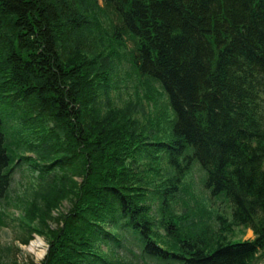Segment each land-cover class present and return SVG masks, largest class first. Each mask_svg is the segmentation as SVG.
<instances>
[{"label":"trees","instance_id":"trees-1","mask_svg":"<svg viewBox=\"0 0 264 264\" xmlns=\"http://www.w3.org/2000/svg\"><path fill=\"white\" fill-rule=\"evenodd\" d=\"M78 5H92L89 11L106 15L101 12V23H94L98 14L90 21L85 7ZM99 39L107 41V50L117 56L111 65L133 62L128 69L137 77L150 75L147 89L157 86L169 95L179 120L159 130L167 144H157L162 142L153 129L148 134L115 118L117 124L107 123L111 126L104 130L113 135L107 137L110 141L119 140L111 142V148L96 143L105 148L107 157L95 160L94 151L79 144L56 145L47 147L39 162L45 151L37 141L28 143L24 151L39 153L36 159L25 157L14 165L17 144L9 147L2 135L6 119L20 117L23 130L37 121L60 126L67 122L62 130L68 133L69 145L82 133H92L79 126L85 119L100 131L101 120L97 123L92 117L93 108L121 110L111 108L105 98L106 81L101 79L108 77V69L85 67L81 59L71 61L75 58L71 53L78 50L92 64L95 59L89 54L99 53L86 45ZM118 41L130 42L134 50L120 52L119 57ZM260 93H264V0H0V105L6 98L8 109H13L12 114L0 110V206H10L18 198L13 177L7 175L16 167L24 175H36L34 188L39 180L47 182L40 187L51 193L36 190L38 198L23 214L24 220L31 217L37 222L36 230L46 240L47 255L40 264H146L145 260L158 264H259L261 260L264 264V110L258 107L264 98ZM103 98L106 105L100 106ZM161 108L160 115L173 118L168 114L173 111ZM204 123L210 135L202 130ZM135 152L143 153L145 161H137ZM188 152L206 170L208 183L201 184L208 200L229 203L230 221L214 214L216 227L211 229L200 219L210 217L204 211L196 213L188 204L182 213L173 211L181 195L189 192L183 185L192 166ZM50 159L67 164L57 171L66 175L57 187L46 177ZM88 163L97 164L100 171H93ZM155 169H160V176L154 177L160 186L148 193L142 178L148 179ZM73 177L81 178L82 184ZM119 192L135 209L127 199H114L113 193ZM51 194L70 200L66 222L51 216L59 201ZM41 198L46 203L40 205ZM47 218L50 225L44 222ZM106 219L107 228L102 225ZM232 226L252 228L254 243L226 241L223 236ZM194 228L201 230L197 233ZM33 229L26 231L24 243ZM127 240L138 248L134 261L118 256L129 253Z\"/></svg>","mask_w":264,"mask_h":264},{"label":"bare ground","instance_id":"bare-ground-1","mask_svg":"<svg viewBox=\"0 0 264 264\" xmlns=\"http://www.w3.org/2000/svg\"><path fill=\"white\" fill-rule=\"evenodd\" d=\"M101 12H102V14L106 15L105 11L103 13V11H100V10L97 11V14L99 13L101 15ZM98 18H99V16H98ZM99 21L101 23L100 18H99ZM120 42L121 41H118V43H120ZM131 50L132 51L134 50L133 44H131L130 42H127V41H123L120 43L119 48L116 49V52H117L118 56L120 57V52L124 53V54H129L131 52ZM126 57H128V55H126ZM109 65L113 69L112 72H114V73L124 69V66H122L120 63L118 64V66H113L111 64H109ZM131 65H134L133 62H131L129 65H127V68H129ZM231 69H232V67H231ZM123 72H124V74H123L124 79H122V77H121V79H118V82L114 83L113 86H110L111 92H109L108 94H107V92H108L107 88H109V86H107L106 90H105L106 94H107V95H105V98L110 102L115 101L117 103H121L122 104L121 105L122 108H120L121 110L109 111L106 108H101L99 110H95L94 108L92 109V111H93L92 117H95L96 122L98 123L101 120V122H100L101 125L99 126V130H100L99 132L97 131L96 128H93L91 126V124L90 125L87 124V123H89V119H87V122L85 119V120H83L84 124H79V126H85V128L90 129L92 133H90L88 135H85L82 133L80 138H78L77 141H75V143H73V144L70 143L69 145L65 143V138H67L68 133L66 131L62 130V128H64L65 125L68 124L67 122H62V126H60L57 123L52 124V123L47 122V121H43V122L37 121L34 123V125L31 124L30 126L26 127L24 130L23 129L18 130L16 133V136H18L19 138L14 137V135L9 134L8 132L2 133L3 137L4 136L6 137V142L8 143L9 147H12L14 145V143L17 144V150L12 154V155H14V157H13L14 158V165H16V163H21V160L25 158L24 157V154H25L24 151L27 148V144L30 142H37V141L41 145H43V147H44L43 150L45 152H42L40 155H39V153H37V154L34 153L35 154L34 155L33 152L32 153L27 152V154L29 155L28 158H31V159L32 158L36 159V156L39 155L40 156L39 162L43 161V157H44L43 154L46 153L47 147L56 146V145H62L65 147H74L76 144H79V145H83L84 147H87L86 148L87 150L90 149V150L94 151V159L95 160H98L99 157H103V156L107 157L108 155H105L107 153L104 150L105 148L104 147H101V148L96 147V143L102 144V145L107 144V147L111 148L113 146L112 143L115 142L114 140H119V138L116 137L117 139L114 138V139H112V141H110L107 137H113V135L112 134L107 135L106 131L104 130V128L107 129V128H109L108 126H111L107 123L117 124L118 121L116 119H118L120 122L126 121L129 123V121H130V123L136 124L137 126H139L141 128V130H143V131L145 130L144 132L148 133V134H149V130L153 129V131L156 132L155 135L159 138V141L162 142V143H157V144H160V145L167 144L168 140L166 141L163 138L164 134L159 130L161 128H165L166 126H169V125L170 126L177 125L178 120H179V117L177 115V111H175V109L172 106V103L170 102V98L168 97L169 95H167L165 91L158 88L157 86H155L156 89H152V90H149L145 87V85L148 84V81H146V77H150L149 74H147V75H141L140 74V77H137V75H136L135 71H133V69H125V70H123ZM141 78H143V79H141ZM101 80L105 82L109 79L107 77H103V79H101ZM259 96L264 98V93H260ZM260 101H262V100H260ZM127 102L129 104L124 105ZM155 102L157 103V105L154 106ZM103 103L105 104V102H103ZM162 105H164L165 107H162ZM258 105H259L258 107L260 110H264V100L261 103H259ZM1 106L2 105H0V110L2 111V114H5V109H2L3 107H1ZM166 107L169 108L168 110H171L174 112V113L173 112L168 113L169 115L173 116L172 119H167V118L163 117L162 115H160L159 112H157V109H160V108L161 109H167ZM102 116H106V118H102ZM201 118L202 117L200 116V119ZM143 120H146L147 122L151 121L152 123L153 122L154 123L152 126H149L146 123L139 122V121H143ZM202 121H203V118H202ZM23 123L25 124V122H23ZM205 123H207V122H205ZM205 123H204L205 127H201V128L206 135H210L212 132H211L210 128H208V126ZM74 130H76V128H74ZM122 134H123V131H122ZM161 135H162V137H160ZM149 137L150 136H148V138L143 140V142L145 144L148 142ZM19 146L22 147L23 151L21 150V148ZM139 153L140 152H135L134 155H136V157L138 156L135 159L139 162H144L145 160H144L143 153L142 154H139ZM188 155L190 156V158L192 160L191 168H193V167L199 168L200 164H198L196 162L197 157L195 156V154L188 152ZM110 159L112 162L113 161L112 156ZM52 160L53 159H50V163H48V165H47L48 170H50V172H49L48 176H46V177H48V179H50V181L55 180L53 184L57 187L60 184L59 182H63L64 180H66L65 179L66 175L63 176L62 173H59L57 171L61 170L60 166L65 167V166H67V164L65 162L54 163V162H52ZM55 160H59V159H55ZM88 164L92 167L91 169L93 171H97V172L100 171L99 166L97 164H92V163H88ZM93 171H91V172L96 174V175L98 174L97 172H93ZM24 173L25 172H21L20 167H16L15 170L13 169L12 171L7 173V175L13 177V191L18 196V198H16V200H14V203L11 205V207H13L15 209H20V208L24 209V207H25V206L23 207V205H21V203H18L20 198L22 197V195H21V192L17 193V191L14 190V182L16 181V179L18 178V184H19L18 187H20V188L24 184H26L24 182H21V180L27 181V182H35L32 175H24ZM199 173L201 175L200 180L203 181L204 183L207 182L206 181L207 180L206 179V170L199 168ZM159 174H160V169H155L153 173H150V177L148 179L142 178V181H146L144 183V191H147L148 193L149 192L153 193L155 191H158L159 186H160L158 184H160V181L159 180L156 181V179L158 178V176H160ZM72 175H74V174H72ZM135 176L138 177L139 175L135 174ZM154 177L156 179H154ZM73 180L75 181V183L82 184L81 178L78 179L76 177V180H75V178ZM153 180H155V181L153 182ZM130 185H134V184L130 183ZM107 186L109 187L108 189H110V190L112 189V187H111L112 185L107 184ZM39 188H40L39 189L40 192L44 195H47L46 193H49V194L51 193L50 190H48V189L45 190L42 187H39ZM22 190H23V187H22ZM112 196L114 197V199H116V201H119L118 198L121 199V197H122V199H125V200L127 199L126 197H123L124 194L122 192H119V194L113 193ZM41 200H43V199L41 198ZM66 201L69 202L70 200L66 199ZM127 201L131 202L128 199L126 200V202ZM176 204H177L176 205L177 207L174 208L173 211L175 213L179 214L181 212V210L182 211L184 210L182 207V201L181 200L176 201ZM3 205H6V204L2 203L0 206V210H2L1 207ZM145 206L149 207L147 204ZM130 207H133V209H135L133 206V203L130 205ZM55 212L56 213L51 214L52 217L64 218L61 222L62 223L66 222L65 219H66V216L68 217V215H67L68 212L60 213V211H58V210H56ZM12 216L13 215H11L7 211L0 213V226L8 225L9 220H11V218H13ZM26 218L23 222V225H21V226L22 227L24 226L23 228L26 231H28V230H30L29 225L34 223L35 221L32 220L31 217L27 218V219ZM22 219H23V217H22ZM19 221H22V220L19 219ZM48 221H49V218L44 220L45 223H48ZM103 221H104V223H102V225L105 224L106 228H107V225L110 224V220L106 219ZM244 222H250V219H245ZM255 222H257V220ZM75 223L76 222H70V225H74ZM23 228L21 230H23ZM77 231H78L77 233H80V230H77ZM246 231H250L253 238L250 240H244L241 243L253 244L255 241V236H254L252 228H249ZM162 234L165 235L166 233L162 232ZM129 237H132V233L129 234ZM28 239L29 238H27V240ZM29 240L25 244H28ZM27 247H28L27 250L30 253H35L36 251H39V252H37L39 259H41L43 256L45 258L47 255L46 252L38 250L41 247V244L38 243V241L32 240ZM47 249H48V246H47ZM128 252H130V251L128 250ZM129 254L132 255L133 258L136 257V255H133L131 253H129ZM122 257L123 258L127 257V254H123ZM43 260L44 259L42 258V261ZM262 262L263 261L260 260L259 264H262Z\"/></svg>","mask_w":264,"mask_h":264},{"label":"rangeland","instance_id":"rangeland-1","mask_svg":"<svg viewBox=\"0 0 264 264\" xmlns=\"http://www.w3.org/2000/svg\"><path fill=\"white\" fill-rule=\"evenodd\" d=\"M84 6L85 7V11L86 13L88 12V14H86L89 17V20L91 21V19L93 18V14H97L94 13L92 10L89 11V9H91L92 5H78V7ZM93 9V8H92ZM80 10V8H79ZM99 16V13H98ZM98 16H96L94 23H97V21H99ZM94 25V24H93ZM96 28L99 27V25L95 24ZM109 45V43H107V41H103L102 39L99 40H95L93 44L91 43H87L86 46H90V47H94L92 48V50L97 51L99 53V56H95L96 54H89V56L93 60L92 64L89 61L90 59L87 58L86 59H82V57L79 56L80 53H84V52H79L78 50H76L75 52L71 53L75 58H73L71 61L74 60H80L81 59V63L85 66H94V65H100L102 67V70L104 71L105 69L109 70V75L107 78H109V80H107L109 83H107L106 81V86H109L108 88V92H111V88L110 86H113L114 83L118 82V79H124V72L123 70L128 69L127 65L124 66V69L121 71H118L114 74L113 69L109 68V64L115 63L117 56L114 57L112 52L107 50V46ZM98 62H97V61ZM110 61L109 63L107 61ZM124 61V59H123ZM94 63V64H93ZM87 64V66L85 65ZM3 105L1 107H3L2 109H5L6 113H11L12 114V110L13 109H8V102L7 99L4 98V100L2 101ZM104 99L101 101L99 100L98 103H100V106L102 105H106L103 103ZM121 103H117L115 101L110 102L109 106L111 108H115V109H120L122 108ZM104 108V106H103ZM110 110V109H109ZM20 118V117H19ZM16 117H12L10 119H6V132H8L9 134L14 135V137L19 138L18 136H16V133L18 130H22V128L20 127ZM26 154V155H25ZM24 154V157H29V155L27 153ZM200 168V167H199ZM199 168L198 167H193L191 169H189L186 173L185 176L183 178V185L188 189L189 192H185L183 195H181V201H182V207L185 209V205L188 204V207L194 211H196V213H198L199 211H204L206 213V216H210V217H205L202 216L200 217V219L206 224L207 227L209 228H215L216 223L214 220V214L217 215H221L223 218H225L226 220L228 219L230 221V217H229V213L230 212V205L229 203L225 200H208V192L203 188L202 184H201V175L199 173ZM32 175V174H30ZM34 176H36L35 174L32 175V177L34 178ZM35 180V178H34ZM26 184H24L23 190L22 187H18V178L16 179V181L14 182V190L17 191V193L21 192L22 197L20 198L18 203H21V205H23V208L20 209H15L13 207H11L12 204H10V206L7 205H3L1 208L2 212H9L11 215H13L11 218V220H9L8 225H4V226H0V264H40L42 261V258L44 259V256L39 259V256L37 255L39 251H36L35 253H30L27 249H28V245L29 243L34 240V241H38V243L41 244L40 251H44L47 253V243L46 240L44 238V236L41 233H38V230H36L38 228L37 226V222L35 221V224L32 223L29 226V229H33V233L31 234V239L29 240L28 244H25L24 241L26 240V230L21 226L23 225L24 222V218L23 214H25L26 212H28V210L30 209L29 205H33V203L35 202V199H37L38 197H36V193L38 190L40 185L41 186H45V184L47 182H43L41 183V181L39 180L36 188L35 185L33 186L32 182H25L22 181ZM41 183V184H40ZM37 190V191H36ZM36 191V192H35ZM55 194H51L50 198L53 199L55 198V200H59L58 204L55 205L57 208L56 210L60 211V213H66L68 212L70 209V204L68 201H66V199H60L58 197H54ZM180 201V200H179ZM16 202V201H15ZM38 203L40 205L46 203V202H42L38 200ZM42 203V204H41ZM48 203V202H47ZM38 204V205H39ZM47 206L52 205L51 203L46 204ZM45 205V206H46ZM53 210L51 211L52 213H56ZM184 212V210L180 213ZM32 216L35 217L36 213L34 214V212L32 213ZM54 216V215H53ZM212 216V218H211ZM199 217V216H198ZM19 219H21L22 221H19ZM48 224L50 225V221H48ZM21 226V227H20ZM52 228H54V223L51 224ZM23 228V230H21ZM201 230V228H199V230L195 229L193 231L199 233ZM35 231V232H34ZM226 241H231L233 243L236 242H242L244 240H250L252 239V234L250 231H246L244 230L242 227H234L232 226L231 228H227V232H225L224 236H223ZM128 245H127V250L126 251H130L129 253L139 256V252H138V248L130 241L127 240ZM127 254V259H134L132 257V255ZM120 257L123 256L122 255H118ZM147 263L146 264H158L152 261H148L145 260Z\"/></svg>","mask_w":264,"mask_h":264}]
</instances>
